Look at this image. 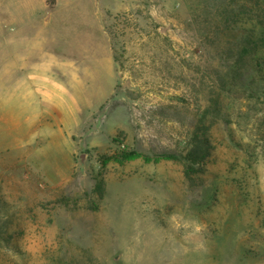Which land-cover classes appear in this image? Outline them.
I'll list each match as a JSON object with an SVG mask.
<instances>
[{
	"label": "rangeland",
	"instance_id": "374dc122",
	"mask_svg": "<svg viewBox=\"0 0 264 264\" xmlns=\"http://www.w3.org/2000/svg\"><path fill=\"white\" fill-rule=\"evenodd\" d=\"M244 7L0 0V264H264L259 53L242 58L259 29ZM25 57L68 66L51 115L4 80ZM202 117L216 149L193 183L182 162L116 161L181 156Z\"/></svg>",
	"mask_w": 264,
	"mask_h": 264
},
{
	"label": "trees",
	"instance_id": "16d2710c",
	"mask_svg": "<svg viewBox=\"0 0 264 264\" xmlns=\"http://www.w3.org/2000/svg\"><path fill=\"white\" fill-rule=\"evenodd\" d=\"M254 8H245L246 15L248 12H256V25H254L255 31L253 34L258 33L257 28L259 29L258 37L253 40L252 38L246 37L243 40V59H247L250 56L251 50L259 53L258 58L252 59V62L255 64L258 72V79L253 80V84L258 80L259 86L256 87L257 98L264 101V0H251ZM256 7V8H255ZM258 9V10H257ZM247 56V57H246ZM262 84V85H261ZM243 85V84H240ZM245 87V85H243ZM256 93V92H255ZM214 122L209 123L205 120V117H202L193 132L190 144L181 155L174 154H162L155 157H150L144 154H141L137 151H131L124 155H121L123 160L116 158L119 163H124L127 161H133L139 158L145 160L146 163H160L161 161H178L184 163L185 176L190 182H194L195 176L206 171L207 165L212 158L216 146L212 137V127ZM119 157V156H118ZM96 191L103 196L105 192L104 182L99 180L97 182Z\"/></svg>",
	"mask_w": 264,
	"mask_h": 264
},
{
	"label": "crops",
	"instance_id": "0c3cea01",
	"mask_svg": "<svg viewBox=\"0 0 264 264\" xmlns=\"http://www.w3.org/2000/svg\"><path fill=\"white\" fill-rule=\"evenodd\" d=\"M100 3L101 2L98 1L96 4L98 8L101 5ZM86 6L87 5L85 3H81L80 8L81 7L85 8ZM17 63L18 64L15 63L14 66L11 65L13 67L12 68V78L4 79L6 82H12L13 90L17 93L16 101H18L19 105H21L19 98H20V93L22 92L23 97H24L22 98L23 103L27 101L28 105L30 106L32 104L33 99L36 96L39 97L40 99H43L42 95H44V100L46 102H50L48 103L51 109V112L49 111V114L50 115L53 114V108L51 105L52 98H53L52 92L53 91L61 92V96L67 98L68 96L67 91L69 89L68 86H64L63 84H59L55 82L57 79L54 81L55 78L53 76V73L55 71L57 73L58 71H60V74L61 75L64 74L66 77L69 71L68 66L67 65L54 66V63L51 62V63H45L46 65L43 66L41 70L39 69L37 71L35 70L36 68H34L33 63L31 62V59L27 61V57H25V60L20 58V61ZM6 73L4 74L6 75ZM48 99L49 101H47ZM18 109L21 110V108H18Z\"/></svg>",
	"mask_w": 264,
	"mask_h": 264
},
{
	"label": "water",
	"instance_id": "95a60500",
	"mask_svg": "<svg viewBox=\"0 0 264 264\" xmlns=\"http://www.w3.org/2000/svg\"><path fill=\"white\" fill-rule=\"evenodd\" d=\"M160 32H161V33H165V30L161 28V29H160ZM85 160H86V159H85V156H84V155L80 157L81 165H84V164H85Z\"/></svg>",
	"mask_w": 264,
	"mask_h": 264
}]
</instances>
